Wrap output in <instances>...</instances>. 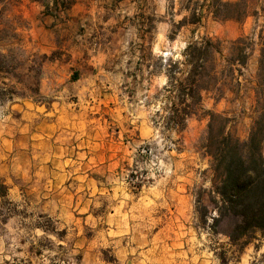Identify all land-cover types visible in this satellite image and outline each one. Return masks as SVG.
I'll return each instance as SVG.
<instances>
[{
    "label": "rangeland",
    "instance_id": "1",
    "mask_svg": "<svg viewBox=\"0 0 264 264\" xmlns=\"http://www.w3.org/2000/svg\"><path fill=\"white\" fill-rule=\"evenodd\" d=\"M55 1L0 0V264H264V229L230 240L233 220H213L204 148L205 111L239 140L264 120V0H220L230 19L219 1L156 0L152 16L141 0L82 28L44 22ZM201 37L219 42L218 82L166 130L167 64Z\"/></svg>",
    "mask_w": 264,
    "mask_h": 264
},
{
    "label": "trees",
    "instance_id": "2",
    "mask_svg": "<svg viewBox=\"0 0 264 264\" xmlns=\"http://www.w3.org/2000/svg\"><path fill=\"white\" fill-rule=\"evenodd\" d=\"M38 1L45 2V0ZM218 1L220 7L211 11L215 18L230 19L240 15L234 12L236 3H220V0H214V2ZM71 2L72 0L55 1L54 5L58 3L61 8H67ZM184 21L185 18L178 24L181 25ZM219 53L218 41L201 37L185 46L182 51V61L177 60L167 64V84L163 87V91L170 98L171 105L168 108L169 122L164 125L166 130L181 131L186 118L199 109L202 92L208 91L217 84ZM244 59L245 56L236 61L244 66ZM263 60L264 41L257 75L258 84L264 87ZM204 115L208 116L204 148L212 158L214 172L221 176L216 188L220 196V204L217 206V215L213 220L218 223L227 218L233 220V225L227 234L230 240L243 237L254 230H263L264 156L261 148L264 142V120L262 118L254 120L247 139L239 140L226 130V118L212 111H205Z\"/></svg>",
    "mask_w": 264,
    "mask_h": 264
},
{
    "label": "crops",
    "instance_id": "3",
    "mask_svg": "<svg viewBox=\"0 0 264 264\" xmlns=\"http://www.w3.org/2000/svg\"><path fill=\"white\" fill-rule=\"evenodd\" d=\"M152 1V11L151 8H149L148 14H152V16H155L157 12L156 0ZM140 2L141 0H72L71 4L67 8H61L58 3H56L54 7L59 11H57V15L55 13L45 14L43 16V20L44 22L51 21L53 19H56L57 16L59 17V14L61 13L63 16H67L68 21L75 22L80 28H82L83 26H86L85 19L88 18V16H92L93 20L98 19L96 18V16L101 12L108 14L109 16H114L119 12V10L121 12H125L129 9V12L126 13L136 14L138 11H140ZM143 2L145 1L143 0ZM150 3L151 0H148V4ZM92 25H95L94 21ZM92 59L94 58H89V61L87 62L92 64L91 61H93V63L95 64L96 61ZM66 62L68 64V68L75 65V62L71 61V59ZM81 76L83 77L84 75ZM87 89V87L78 88L77 92L80 94H85Z\"/></svg>",
    "mask_w": 264,
    "mask_h": 264
}]
</instances>
